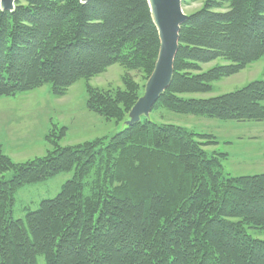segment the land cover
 <instances>
[{"label": "trees", "instance_id": "1", "mask_svg": "<svg viewBox=\"0 0 264 264\" xmlns=\"http://www.w3.org/2000/svg\"><path fill=\"white\" fill-rule=\"evenodd\" d=\"M23 1V3L21 2ZM202 1L181 25L173 75L152 106L222 121H263L264 80L214 97H195L264 57V0ZM159 49L147 0H14L0 8V98L49 85L64 96L85 81L86 108L120 123L139 98L93 88L88 80L119 64L148 78ZM221 60L222 64L203 65ZM57 129V132L55 130ZM14 163L0 146V264H264V173L228 176L211 134L154 117L110 137L61 146ZM72 172L59 192L24 218L12 216L26 184ZM94 177V179H93ZM93 180V183H92ZM90 187L88 195L85 189Z\"/></svg>", "mask_w": 264, "mask_h": 264}, {"label": "rangeland", "instance_id": "2", "mask_svg": "<svg viewBox=\"0 0 264 264\" xmlns=\"http://www.w3.org/2000/svg\"><path fill=\"white\" fill-rule=\"evenodd\" d=\"M201 5L202 1L182 5V10L188 15ZM222 63L221 60H217L203 65L202 69ZM126 75L138 84V97L142 96L148 79L145 78L146 75L140 71L126 70L119 64H114L90 78L88 84L93 88L115 94L118 90L125 91L123 77ZM258 79L264 80V57L238 73L214 82L209 93L192 96L202 98L218 96ZM85 102L83 79L70 86L62 97H54L50 93L49 85H43L13 97L0 98V146L3 154L14 163H23L44 156L52 149L51 144L45 140L46 133L55 127L66 128L65 135L59 142L61 146L79 145L96 138L110 137L120 130L128 116L127 114L120 123H115L114 120H107L89 111ZM153 117L159 122L176 124L198 133L213 135L217 143L205 146L204 149L208 152L225 153L226 158L221 161L225 175L264 173V120L222 121L175 113L163 108L150 112L148 118L151 120ZM11 175L12 171H7L0 174V179L2 177L7 179ZM71 177L72 172H61L45 180L21 186L14 196L12 216L24 218L28 210L37 208L40 200L54 197L61 185ZM88 190L90 192V187L85 189L86 195L89 194ZM247 234L264 240V232L247 229ZM37 261L38 264H44L42 257H38Z\"/></svg>", "mask_w": 264, "mask_h": 264}, {"label": "water", "instance_id": "3", "mask_svg": "<svg viewBox=\"0 0 264 264\" xmlns=\"http://www.w3.org/2000/svg\"><path fill=\"white\" fill-rule=\"evenodd\" d=\"M86 2L87 0H80ZM152 21L157 29L159 49L153 70L149 75L143 95L128 112L123 125L138 123L149 116L152 106L169 86L173 75V63L178 50L181 25L187 19L182 10V0H147ZM2 10L12 11L14 0H0Z\"/></svg>", "mask_w": 264, "mask_h": 264}]
</instances>
